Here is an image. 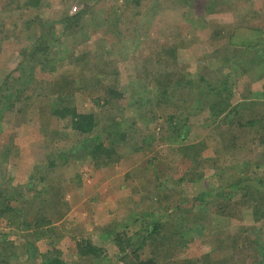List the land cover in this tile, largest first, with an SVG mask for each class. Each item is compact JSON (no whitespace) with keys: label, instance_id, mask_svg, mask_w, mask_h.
I'll return each mask as SVG.
<instances>
[{"label":"rangeland","instance_id":"374dc122","mask_svg":"<svg viewBox=\"0 0 264 264\" xmlns=\"http://www.w3.org/2000/svg\"><path fill=\"white\" fill-rule=\"evenodd\" d=\"M25 1L0 0V87L3 88L2 93L7 96L3 100L13 102V108L4 110L3 117L0 118V153L4 147L11 144L13 148L9 156L14 157L19 154V148L13 143L14 136L9 133L16 127V123H19L18 126L25 125L31 129L33 136L30 140L35 138L33 141L41 142L47 154H44L42 161L36 164L35 177L31 172L24 183H14L10 180L4 184L2 192L26 195V198H22L23 201L17 203L24 223L30 219H33L32 221L45 219L53 222L63 210L68 211L66 223L58 232L61 234L62 231H67L68 234L66 242L62 243L61 238L57 240L56 246L59 243L66 246V251L62 252L63 254L59 253L60 257L63 256L66 264H104L106 260L113 259L117 252L112 240L114 232L125 230L129 235L133 234L142 228V222L149 214L157 219L168 212L158 209L160 206L158 199H152L157 196L156 194L162 198L168 197V203L185 199L182 206L190 207L193 204V197L199 190L207 189L210 183L212 186L217 184V181L211 180L214 174L221 173L235 162H242V158L239 159L237 154V158L235 157L237 161L223 162L217 171L208 163L203 168V179L194 184L179 183L177 179L190 163L185 160L184 154L178 151L183 143L175 140L174 132L170 128L172 121L167 119V114L172 109H165L166 113L152 104L138 105L140 98L155 96L152 76L143 71L148 68L149 73L152 74L153 69L163 66L168 59L163 50L171 45L176 48L175 62L178 66L184 70L191 68L190 74L196 77L201 67L200 58L212 49L211 25L206 21V23L200 21L198 14L195 15L192 11L185 14L180 12L174 8L173 0L170 2L140 0L138 7H134L129 0H40L38 5H23ZM225 1L229 2V0ZM231 4V8L230 5H226L223 11L209 15L206 20L221 24L236 22L256 26L261 24L260 18L252 17V12L256 11L258 14L264 12L257 9L264 4V0H242ZM84 6L87 7V12L78 21L80 27L78 32L73 35H63L59 39L58 45L63 50L61 54L68 55L59 59L60 55L56 53L54 55L56 59L48 63L40 62L36 58L32 59L30 52L34 45L39 38H44L40 37L41 33L51 23L59 21L65 12L76 14ZM55 26L60 29L59 24ZM55 48L56 45L50 52H55ZM17 68H31V70H25L24 73ZM28 72L31 73L32 78H25ZM237 82L234 92L245 102L242 116L244 118L257 116L256 112L252 114L253 110H258V107L250 92L251 89L260 86L253 83L245 87L242 81ZM13 85L20 88L24 86L23 92H20L15 100H13L14 92L6 91V87L11 88ZM26 86L30 88L29 91H26ZM112 88L121 96L111 94L109 90ZM61 90L71 91L73 95L71 101L77 112L95 114L98 125L91 135L85 136L73 132L69 128L68 119L51 116L50 104H53L52 101L57 96L55 93ZM37 93L41 95L36 96ZM193 106L194 103L187 111L192 110L191 121L186 123L189 129L187 144L200 142L202 156L215 157L217 154L214 150H222L223 140L218 133L222 131L206 128L203 119L205 114H196ZM260 132L262 133L261 129ZM251 134L253 136L256 133L249 129L248 137ZM94 136H97L104 146L115 149L109 160L102 155L95 159L92 151L96 144ZM228 136L230 135L226 137ZM200 137L201 140L198 141L197 138ZM141 145L142 148L139 147ZM243 152L251 162L264 164L262 139L256 138L252 143L249 141ZM119 160L123 161L124 166L140 160L149 164L147 175L143 176L146 181L143 187L147 192V198L142 201L137 200L139 206L128 200L122 201L124 203L122 213L125 211V206L132 211L134 205V208L141 213L146 212L144 217L143 214L131 218L122 217L121 210L112 217L108 216L109 209L106 207L107 198L103 186L105 178L113 174H104L103 169L105 168L109 173L110 168L118 164ZM92 166L97 169L94 170ZM5 168L2 169L5 171ZM155 173L160 181L154 180ZM141 177L138 173L135 174L134 179L137 181L135 185L132 181H123L119 177L118 184L123 185L125 182V188L137 189L138 179ZM111 189H116V186ZM107 197L110 201L111 196ZM12 203L16 205L14 201ZM94 211H98L97 215ZM215 212L210 201L204 205L194 203L190 214H203L204 220L200 224L207 226L206 221L208 223L210 221L211 234L217 232L216 230L229 235L239 232L241 221L228 220ZM178 221L172 222L176 228ZM191 223L186 222L187 227L195 225L194 221ZM256 226L260 228L261 239L264 241V223H257ZM178 227L180 229V226ZM191 234L193 238L186 240L184 247L177 248L173 253H165L162 249H157L156 257L159 262L167 264V261L199 258L208 253L212 246L203 233L194 227L191 229ZM86 241L103 249L100 259L86 260L81 257L77 245ZM46 242H48L46 239L39 242L37 252H45L49 247ZM152 250L153 246L146 245L137 253L141 258H148ZM0 252L9 255L12 259L19 257L20 264H32L26 259L28 252L32 253V251L25 246L9 247L1 244ZM56 252L59 251L55 249L54 254ZM216 255L218 253H215ZM128 257L131 258L132 255ZM37 260L39 261V258ZM116 264L125 263L119 261Z\"/></svg>","mask_w":264,"mask_h":264},{"label":"trees","instance_id":"16d2710c","mask_svg":"<svg viewBox=\"0 0 264 264\" xmlns=\"http://www.w3.org/2000/svg\"><path fill=\"white\" fill-rule=\"evenodd\" d=\"M39 1L26 0L23 5H38ZM129 1L134 7L139 6L140 0ZM173 1L174 8L180 12L185 14L192 11L193 14H198L200 21L211 25V52L200 58L199 72H197L196 77H192L188 76L185 70L175 62V46L171 45L163 50L168 57L163 66L153 69L152 74L149 73L148 68L143 71L152 76L155 96L140 98L138 105L152 104L163 111L167 108L172 109L173 112L167 114V119L172 121L170 128L174 132L175 140H180L183 143L178 151L184 154L186 158L184 159L190 163L177 179L179 183L194 184L203 179V168L208 163L217 171L223 162L237 161V154L239 159L242 158V162H235V164L227 166L228 168L224 167L225 170L222 171L224 173H216L211 177L212 181H217L215 186L210 183L207 189L199 190L193 197V204L204 205L212 201L217 215L228 220L241 221V226L235 235L225 234L219 230L211 234L209 232L211 230L209 228L211 226L210 221L209 223L206 221L207 226L200 224L204 220L203 214H190L193 204L190 207L182 206L186 201L185 199L168 203V197L162 198L156 194L159 201L158 205H160L158 209L168 212L165 216H160L157 219L149 214L143 220L142 228L133 234L129 235L125 230L114 232L112 240L117 247V252L113 259L106 260L104 264H116L119 261H124L125 264H161L156 257V250L162 249L165 253H173L177 248L184 247L186 240L193 238L191 229L194 227H197L200 233H203V236L208 239L212 246L210 251L199 258H187L175 262L167 261V264H264V241L261 239L260 228L256 226L257 223H264V164L259 165L256 161L251 162L244 156L243 152L246 150L249 141L252 143L256 138L264 141V12H259V14L256 11L252 12V17L261 19V24L258 26L241 22L221 24L206 20V18L223 11L226 5H230L231 8V3L242 0H229V2L225 0ZM166 2H170V0ZM156 4L157 2L154 6ZM86 8L84 6L76 14L65 12L59 21L51 23L41 33L40 37L44 38H39L32 52H30L32 59L36 58L40 62L48 63L50 60L56 59L54 57L56 53L60 55L59 59L65 58L68 54L66 56L61 54L63 50L58 45L59 39L63 35H73L78 32L80 29L78 21L85 16ZM135 13L138 15L137 11ZM56 24L60 25L59 30L56 28ZM133 28L135 29V27ZM55 45V52H50ZM17 70L24 72L31 70V68H17ZM25 78H32L31 73L28 72ZM238 80L242 81L245 87L253 83L260 86L251 89L250 92L258 107V110H253L252 114L256 112L257 116L253 115L250 118L242 116V107L245 102L239 101L241 98L234 92ZM23 88L24 86L20 88L13 85L11 88L6 87V91L14 92L13 100H15L19 93L23 92ZM25 88L26 91L30 89L27 86ZM2 90L3 88L0 87V118L3 117L4 110L13 108L12 101L3 100L7 96L2 93ZM109 92L118 97L121 96V94L116 93L114 88L110 89ZM55 94L57 96L52 101L53 104H50L51 116L58 119H68L69 128L73 132L85 136L91 135L98 125L95 114L77 112L71 101L73 97L71 91L61 90ZM38 95L41 94L37 93L36 96ZM131 101L133 102V100ZM193 103L196 114H205L203 119L206 128L222 131L218 132L220 139L223 140L221 142L222 150L215 149L214 153L217 154L215 157L204 158L200 150L202 145L200 142L187 144L186 137L189 135V129L186 127V123L191 121L192 110L187 111ZM164 112L167 113V111ZM158 126L161 127V125ZM249 129H252L256 134L253 136L251 134L248 137ZM227 135L230 136L226 137ZM93 138L96 141L94 150H92L95 159L97 160L102 155L109 160L111 153H115V149L111 146H104L97 136ZM199 139L201 140V137L197 138L198 141ZM244 142L246 143L244 144ZM11 146L10 144L2 149L0 167L9 162V154L12 152ZM2 191L0 190V217L4 220L6 227L29 229V236L34 242L28 243L25 235L23 242L27 246L30 244L33 250L37 249L33 244L41 239L47 238L50 246H52L54 238L59 236V228L52 226V222L45 219L22 222L21 209L17 204L21 200L13 205L15 193L5 194ZM232 195L236 197L234 198ZM170 208L173 210H169ZM173 220H179L177 223L180 229L172 223ZM192 221L195 225L187 227L186 222L189 224ZM244 221L250 223L246 224ZM146 245L153 246V250L148 258H141L137 251ZM54 250H49L40 264H66L59 257L58 252L54 254ZM77 250L81 257L86 260L90 258L100 259L103 253L101 247L95 246L89 241L84 242V244L79 243ZM215 253L218 255L215 256ZM128 255H132V257L130 258ZM8 258L7 254L3 255L0 252V263L7 264Z\"/></svg>","mask_w":264,"mask_h":264},{"label":"crops","instance_id":"0c3cea01","mask_svg":"<svg viewBox=\"0 0 264 264\" xmlns=\"http://www.w3.org/2000/svg\"><path fill=\"white\" fill-rule=\"evenodd\" d=\"M258 10H264V4L259 6L257 8ZM190 70H192L191 68H188V70L185 69V72L188 74V76H192V74H190ZM242 101V98L241 100ZM171 112H173L171 110ZM170 112V113H171ZM174 117H173V121H174ZM19 123H16V127L14 129H12L9 133L14 136V145H16V147L19 148V154H17L16 156H12L10 155V157L8 158V163H6V165H4L3 167H0V190L4 189V184L8 183L10 180H13L14 183H24L29 177L30 174L32 172V176L35 177L34 175V169L36 168V164L39 163L40 161H42V159L44 158V154L46 155L47 152L44 150L46 149L45 146L43 144H41V142L39 143L38 141H33L35 138H33L32 140H30V138H32L33 133L31 132V129L25 125L22 126H18ZM31 132L28 133V132ZM36 137V136H34ZM38 140L39 138L36 137ZM41 140V139H40ZM39 140V141H40ZM144 145V144H143ZM140 148H142V145L139 146ZM11 148H13V146H11ZM134 158V157H133ZM14 159V161H13ZM121 160V159H120ZM119 160V161H120ZM93 165V164H92ZM6 167V168H5ZM149 167V164L146 161H132V163H130V165H123V161L118 162V164H115V166L113 168H110V171L108 173V171L104 168V174H113L110 177H106L105 182H104V186H103V192L106 195V200H107V204L106 207L109 209L108 211V216L112 217L116 214H118V212L121 210V216L122 217H128L131 218V216H141L144 217V215H146L144 212L141 213L140 210H138L137 208H134V205L132 206V211H130L129 209H127V206L124 207L125 211L122 213V205L125 201H131L132 203L138 205L137 200H144L146 199V190L143 187V183H146L145 179L143 178V176L147 175V169ZM5 168V171L3 169ZM92 168L97 169L96 167ZM3 170V171H1ZM111 172V173H110ZM96 173H98V170L96 171ZM139 174V176H142L140 179H138V188L137 189H133V190H129L126 187L125 182L123 183V185H119V179L122 178L123 181H132V184L135 185V183H137V181L134 179L135 178V174ZM160 174V173H159ZM122 175V176H121ZM133 175V176H132ZM120 177V178H119ZM154 180L158 179L156 176V173L154 174ZM37 179V178H36ZM143 180V181H142ZM159 180V179H158ZM91 181H96V180H91ZM160 181V180H159ZM95 183V182H94ZM98 183V182H97ZM96 186V184H95ZM113 186H116V189H111ZM30 187L28 186L27 189H29ZM99 188H97L96 190L98 191ZM102 190H100L101 192ZM128 195V196H127ZM153 195V194H152ZM107 196H111L110 201L109 198ZM127 196V197H126ZM137 196V197H136ZM23 197L26 198V195H15L13 201L17 202L18 200H24L22 199ZM28 197V196H27ZM114 197V198H113ZM152 199H158L157 196H154ZM12 200V199H11ZM29 200V199H26ZM135 201V202H133ZM111 205H108V204ZM13 204V203H12ZM139 206V205H138ZM111 207V208H109ZM135 209V211H134ZM113 211V212H111ZM36 212V211H35ZM70 212V211H69ZM94 213L97 215L98 211H94ZM68 211L63 210V212L61 214H59V216L57 217L56 221L52 222V226L57 227L58 228H63L66 223V218L68 216ZM93 215V214H91ZM152 215V214H151ZM33 219H30V221H32ZM125 223V221H122V223ZM4 220L0 217V245L1 244H5L8 245L9 247H13V246H25L26 248H28V250H31L32 253L28 252V258H26L28 260V262L30 261L32 264H40L43 260H44V256L46 255V253L49 250H58V255L59 253L63 254L64 251H66V246L62 245V243L67 241V231H62L60 237L58 236L57 238H54L53 244L52 246H50L49 242H46L48 244L49 247L46 248L45 252L42 253V251H38L35 252L38 249V244L39 242L44 239H41L37 242H35L33 245H35V247L37 248L36 250H33V248L31 247V245L29 244L28 246L24 244V240L26 239L27 242L32 243L34 241H32V237H30V230H24V228H14V227H6ZM59 231V229H58ZM26 237H25V236ZM28 236V237H27ZM25 237V239H24ZM62 239V243H59L61 245L58 244V246H56L57 244V240ZM46 240L48 241V239L46 238ZM63 252V253H62ZM9 256V255H8ZM60 257V255H59ZM39 258V261L37 260ZM64 262V258L63 256L60 257ZM18 263L20 264L21 261L19 259V257H16L14 259H12L10 256L8 258L7 264H13V263ZM38 262V263H37ZM66 263V262H65ZM2 264V263H0Z\"/></svg>","mask_w":264,"mask_h":264},{"label":"built area","instance_id":"2783aa9c","mask_svg":"<svg viewBox=\"0 0 264 264\" xmlns=\"http://www.w3.org/2000/svg\"><path fill=\"white\" fill-rule=\"evenodd\" d=\"M158 129H159V127H158Z\"/></svg>","mask_w":264,"mask_h":264}]
</instances>
